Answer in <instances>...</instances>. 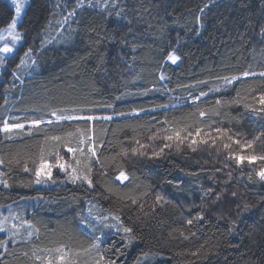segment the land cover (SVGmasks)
Segmentation results:
<instances>
[{
	"label": "trees",
	"instance_id": "1",
	"mask_svg": "<svg viewBox=\"0 0 264 264\" xmlns=\"http://www.w3.org/2000/svg\"><path fill=\"white\" fill-rule=\"evenodd\" d=\"M29 5L19 26L23 45L0 83V128L5 121L26 126L0 133V180L7 182L0 183V214L12 206L35 234L10 241L0 264H46L36 257L54 256L62 245L78 264L101 255L116 264H264L259 165L228 159L238 151L234 143L225 148L226 141L204 146L188 139L196 130L212 135L219 129L248 141L264 133L258 103L264 0ZM14 17L10 2L0 0V30ZM169 54L179 57L176 63ZM225 77L239 79L228 84ZM53 111L94 119L57 120ZM33 120L45 123L36 127ZM179 129L181 140L164 139ZM262 150L257 142L256 152ZM56 152L67 169L56 168L48 186L38 185L41 155L55 163ZM73 168L89 174L92 187L73 182ZM120 172L128 179L117 180ZM157 196L163 199L156 202ZM198 213L203 220L194 219ZM96 241L98 248H91Z\"/></svg>",
	"mask_w": 264,
	"mask_h": 264
},
{
	"label": "snow or ice",
	"instance_id": "2",
	"mask_svg": "<svg viewBox=\"0 0 264 264\" xmlns=\"http://www.w3.org/2000/svg\"><path fill=\"white\" fill-rule=\"evenodd\" d=\"M11 4L14 6V12H15V17L11 20V23L7 26V28L5 29L6 32H8L9 34L12 35L13 40H19L20 39V34L19 32L16 31L17 28V23H18V19L21 17V13L25 11V6L29 4V0H11ZM30 6V5H29ZM201 11H203V9H201ZM262 32H264V29H261ZM12 51V49L10 47H8L7 45H5L3 48H0V52L3 53H10ZM27 55V53H26ZM168 59L172 62V63H176V61L179 59V57H177L174 54H169ZM3 62V58H0V63ZM21 63H24V61L22 60ZM243 75L245 77L249 76V75H255V73H249V72H244ZM259 75L264 76V72L260 73ZM161 79H164L163 76H161ZM226 83L231 84L233 82V80L239 79V77H232L231 79L225 77L224 78ZM201 95H207V93L202 92ZM217 104L220 103V101L216 102ZM258 103L261 105V108L259 109V111H264V94H261L259 96L258 99ZM247 107H251L250 105H248ZM253 111H257V109H252ZM51 115L55 116L57 120H92L94 119V117L92 116H81V115H58L57 112L53 111L51 113ZM201 116H204L205 113L201 112L200 113ZM104 119H111V117H104ZM33 126L39 127L40 124L45 123V121L43 120H33L32 122ZM46 123H52L51 120L47 121ZM24 127L23 124H9L7 121L4 122L3 124V128L0 129V131H3L4 133H10L13 129H22ZM184 131V129H179V130H174V136L173 135H167L164 137V139L166 140H173V138L175 137V139L177 140H181V132ZM202 130H196L195 135L199 136L200 132ZM219 131V129H218ZM73 133L69 132L68 136H72ZM189 136H192L193 133L189 132L188 133ZM226 135V134H225ZM262 137H264V133H261L260 136H257L255 138H253L252 140L248 141L245 140L243 142L239 141V140H234V143L237 144L238 146V151H234L233 153H231L228 156V159H232L234 160L237 165H243L244 163H247L248 165H253V164H258V171H256V176L259 178L260 181H264V150H262L261 153H257L256 152V146H257V142H260V146L262 149H264V139H262ZM7 139H11V136H6ZM50 139L55 140V141H59L61 139V137L59 136H53L50 137ZM153 139H155V137H153ZM229 140H233L232 136H228ZM81 143H83V140H81ZM137 143H139V141H137ZM198 141L196 139H192L191 144L195 145L197 144ZM199 143H204L207 144L208 140L204 139L199 141ZM65 147H67V151L68 152H76V151H80L81 153H83V149H74L68 145H65ZM141 147H143V145H141ZM164 147H170V145L165 144ZM225 148H228L229 145L225 144L224 145ZM164 148H161L159 152H153V156L158 157L162 152H163ZM195 150V149H193ZM251 150V151H249ZM89 151L92 152L93 155H95V151L92 148H89ZM137 154L136 150L133 151V155ZM139 155L143 156L146 155V153L140 152ZM63 161V157H61V155L59 154V152H56V159H55V163H49L46 159H44L43 154L41 155V159L39 162V166L36 169V183H40L41 182V178L45 177L48 179H51V174H52V169L53 168H59L60 170H66L68 165ZM0 163H3V161H0ZM80 161H77V164H79ZM25 171H27V169H25ZM92 171L91 167H88V173L90 174ZM72 181L75 182L78 179H82L84 182H86L89 187H92V179L90 177L89 174H85L83 176L77 175L76 174V169L73 168L72 169ZM249 180L252 179V175L251 173L249 174ZM117 180L123 182L125 180L128 179V176L124 173V172H120V174L116 177ZM0 183L5 184V186H7V182L0 180ZM209 192H211V189L208 190ZM163 199V197L157 196L156 197V202H159ZM216 199H219V196L216 197ZM133 203H135V201L133 200ZM247 207V206H246ZM105 219H107V217H105ZM113 219H116L117 221L119 220V217H113ZM195 220H203L204 216L202 214H197L194 218ZM194 222L193 219H188L187 220V224L192 225ZM104 227L108 228V227H112V225H107L105 224ZM118 230H122L125 234H131L132 233V228L130 227H124L121 226V229ZM5 228L3 227L2 224H0V232H4ZM181 235H183V233H181ZM185 239H187V237H185ZM6 242H3V244H0V246H5ZM91 248H98V244H92ZM91 248L88 249L87 251H91ZM55 256H49V257H45V258H41L39 256H37L36 258L38 260L41 259H45L46 260V264H78V262L74 259H72V253L71 250H66V246H61L57 249H55ZM78 255V254H77ZM192 255H198V252H193ZM92 264H116L115 260H107L105 261V258L103 255H101L99 257V259H95Z\"/></svg>",
	"mask_w": 264,
	"mask_h": 264
},
{
	"label": "rangeland",
	"instance_id": "3",
	"mask_svg": "<svg viewBox=\"0 0 264 264\" xmlns=\"http://www.w3.org/2000/svg\"><path fill=\"white\" fill-rule=\"evenodd\" d=\"M8 1L11 4V0H8ZM29 2H30V0H29ZM28 5L25 6V11H26V8ZM13 8H14V6H13ZM25 11L21 13V17L18 19V23H17L16 31L19 32V34H20L19 40H13L12 35L5 31L7 26L0 30V48H3L5 45H7L8 47H10L12 49V51L10 53L0 52V58H3V62L0 63V83H2L3 81H6L8 79L5 76V72H9L10 70H13L12 68H10L8 61L18 53L19 48L23 45V40H24L23 33L20 31L19 26L23 20V16L25 14ZM28 55H30V53L29 54L27 53V55L22 57V60L24 61V63H26ZM24 63H20V64H24ZM14 75L15 74L13 72L12 76L14 77ZM25 127L26 126H24L23 128H25ZM0 129H2V128H0ZM17 130H20V129H13L11 132H15ZM0 133H4V132L0 131ZM234 135L235 134H229L228 132H225V131H220V132L218 131L212 135H206V134L200 132L199 136H196L194 133L188 139L190 140V142L192 141V139H196L198 141V143L201 140L207 139L208 143L205 144L204 146H208L210 144L211 145L218 144V143H221L223 141H226L229 143L228 145H231L234 143V141H233ZM228 136H232L233 140H229ZM238 140L241 142L245 141V139H238ZM199 144H204V143H199ZM233 145H237V144L234 143ZM235 149H238V146ZM249 151H251V150H249ZM55 169L56 168L52 169L51 178L53 177ZM57 169H59V168H57ZM62 172H64V170ZM50 180L51 179L42 177L41 182L38 183V185L48 186L50 184L49 183ZM209 208H212V207L210 206ZM0 224H2L3 227L5 228L4 232H0V236L4 237L1 241L2 242L1 244H3V242H6L5 246H0V258L3 254V252H5L7 250V244L10 241L19 242V241L28 240V239L32 238L35 234L33 227H32V224L29 221L25 220L24 218H21V215L18 213L17 210H14L12 206H8L7 208L3 209V211L0 214ZM95 244H98V246H99L100 243H98L96 241ZM55 255L56 254H54V256ZM49 256H52V255L50 252L49 253L47 252L46 257H49ZM45 263H46V260H45Z\"/></svg>",
	"mask_w": 264,
	"mask_h": 264
}]
</instances>
